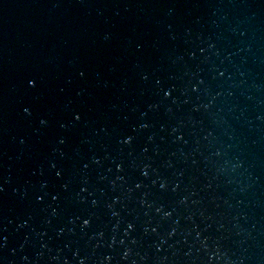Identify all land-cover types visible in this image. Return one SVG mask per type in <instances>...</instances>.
Masks as SVG:
<instances>
[{
    "label": "water",
    "instance_id": "95a60500",
    "mask_svg": "<svg viewBox=\"0 0 264 264\" xmlns=\"http://www.w3.org/2000/svg\"><path fill=\"white\" fill-rule=\"evenodd\" d=\"M0 264H264V0H0Z\"/></svg>",
    "mask_w": 264,
    "mask_h": 264
}]
</instances>
